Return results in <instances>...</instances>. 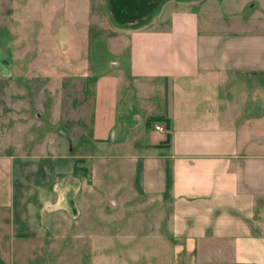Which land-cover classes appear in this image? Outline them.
<instances>
[{
    "label": "rangeland",
    "instance_id": "1",
    "mask_svg": "<svg viewBox=\"0 0 264 264\" xmlns=\"http://www.w3.org/2000/svg\"><path fill=\"white\" fill-rule=\"evenodd\" d=\"M244 1L198 0L194 8L214 26L223 19L240 28L256 19L247 9L231 13ZM252 2L263 4L264 16V0ZM120 20L109 0H0V230L8 235L19 223L26 231L41 225L36 239L0 241L4 264L38 257L40 264H229V254L222 263L225 253L218 259L209 249L195 258L179 254L170 207L140 191L139 165L134 174L131 158L119 155L130 151L92 145L114 116L106 136L120 134L122 122L134 123V110L117 115L113 108L130 82L129 37ZM257 83L240 77L230 88L211 86L207 98L191 97L192 108L206 113L199 117L208 116L210 105L212 116L223 114L229 102L240 111ZM154 92L156 110L166 114L167 91ZM102 101L106 125L99 129ZM181 114L189 116L177 109ZM155 116L139 120L134 131L162 118Z\"/></svg>",
    "mask_w": 264,
    "mask_h": 264
},
{
    "label": "crops",
    "instance_id": "2",
    "mask_svg": "<svg viewBox=\"0 0 264 264\" xmlns=\"http://www.w3.org/2000/svg\"><path fill=\"white\" fill-rule=\"evenodd\" d=\"M197 1L109 0L113 15L121 19L120 29L129 37L130 82L121 86L123 93L113 108L117 115L134 110V123L121 121L120 134L106 136L114 129V116L105 134L91 138L92 145L103 141L104 146L130 151L119 155L131 158L134 174L139 165L140 191L170 207V234L179 254L195 258L209 249L214 257L225 253L218 256L222 263L229 254V264H264V88H259V78L264 79L263 4L244 1L231 13L247 9L256 19L233 28L223 19L214 26L201 17L194 8ZM240 77L258 82L252 94L245 95L251 101L243 102L240 111H231L229 102L219 117L211 115L210 105L208 116L199 117L206 113L192 108L193 95L207 98L209 87L230 88ZM114 84L119 85L116 80ZM161 88L170 98L166 114L156 110L159 94L154 91ZM101 105L99 129L106 125L107 104ZM177 109L189 116L175 115ZM153 114L168 124L157 120L143 133L134 131L139 120ZM32 226L36 228L26 231L19 223L8 235L0 230V241L5 236L15 243L40 237V222ZM40 263L39 257L32 261Z\"/></svg>",
    "mask_w": 264,
    "mask_h": 264
},
{
    "label": "built area",
    "instance_id": "3",
    "mask_svg": "<svg viewBox=\"0 0 264 264\" xmlns=\"http://www.w3.org/2000/svg\"><path fill=\"white\" fill-rule=\"evenodd\" d=\"M157 130H162V127L160 125H156L155 127Z\"/></svg>",
    "mask_w": 264,
    "mask_h": 264
},
{
    "label": "trees",
    "instance_id": "4",
    "mask_svg": "<svg viewBox=\"0 0 264 264\" xmlns=\"http://www.w3.org/2000/svg\"><path fill=\"white\" fill-rule=\"evenodd\" d=\"M159 120H164L165 122H166V125L168 124V120L167 119H165V118H160Z\"/></svg>",
    "mask_w": 264,
    "mask_h": 264
}]
</instances>
